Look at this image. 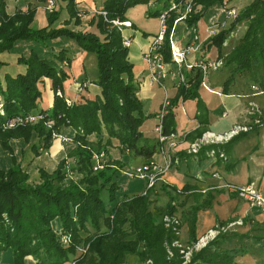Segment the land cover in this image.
Wrapping results in <instances>:
<instances>
[{
  "label": "trees",
  "instance_id": "trees-1",
  "mask_svg": "<svg viewBox=\"0 0 264 264\" xmlns=\"http://www.w3.org/2000/svg\"><path fill=\"white\" fill-rule=\"evenodd\" d=\"M148 1L102 0L98 10L104 11V16L94 12L88 22L96 28L93 32L74 28L80 23L76 8L80 0H65L67 19L61 26H52L57 13L51 12L46 14V25L38 28L30 27L35 5L7 14L5 2L0 0V53L9 51L20 40L50 46L52 39L67 37L82 50L94 54L97 75L94 97L73 100L67 105L62 82L67 77L63 68L69 64L70 57L65 49L53 50L50 46V56L45 57L31 47L26 55L17 56L15 62L22 70L14 74L1 71L4 63L0 60V146L12 156L10 166L0 169V255L4 251L11 255L6 264H25L27 256L35 264L68 261L73 264H236L234 258L239 254L248 251L264 254V224L257 222H250L245 232L218 231L194 249L197 241L195 213L209 206L206 199L181 212V221L187 226L188 245L179 243L180 223L174 230L172 225L165 226L162 217L176 213L179 198L190 186L183 185L177 190L160 184L167 201L163 207L152 209L149 208V189L138 194L121 190L117 167L122 162L108 155L112 140H116L119 153L140 157L141 162L150 160L156 152L157 140L155 135L149 138L140 130L143 120L152 114L144 113L138 98L132 77L133 64L127 47L122 45L123 27L114 25L112 20H125L127 8ZM221 1L193 0L186 27L194 29L205 9ZM163 7L161 1V9ZM160 10H148L147 15L157 17ZM241 23L242 33L224 53L226 36ZM169 33L170 29L165 32L161 45L163 60L167 63L170 62ZM202 45L213 46L216 51L213 59L221 58L220 67L213 70L223 76L221 93H228L231 87L234 91L245 88L264 92V0H250L236 12L227 28L218 29ZM43 78L50 81L53 92L51 106L47 109L37 108L38 84ZM184 79L185 84L177 83L169 99L161 120L162 133L173 131L169 128L174 115L172 110L179 100H193L194 118L205 122L197 93L202 73L191 66ZM31 114L40 117L31 124L21 122L7 128L9 119L23 120ZM251 115L256 118L250 120L245 131L256 123L264 125V110L254 108ZM64 127L72 129L70 145L64 148V155L51 171L37 167V181L30 182L29 173L13 157L9 140H20L38 156L49 149L53 138ZM196 132L200 135L202 130ZM213 146L209 148L217 151L218 145ZM100 153L107 154V160L101 161V156V168L93 169V156ZM73 173L78 177H72ZM251 240L262 241V244L255 247ZM187 247L190 252L185 260L179 250ZM81 248L83 253L73 257L76 249ZM128 256H133L135 262H128Z\"/></svg>",
  "mask_w": 264,
  "mask_h": 264
},
{
  "label": "crops",
  "instance_id": "crops-1",
  "mask_svg": "<svg viewBox=\"0 0 264 264\" xmlns=\"http://www.w3.org/2000/svg\"><path fill=\"white\" fill-rule=\"evenodd\" d=\"M33 1L36 7L31 25L36 21L39 22L37 27H42L47 23V13L43 9L44 2H38L37 0H4L5 12L10 14L16 9H24L28 3ZM249 1L222 0L221 3H214L205 9L202 17L197 22L200 25L197 26L196 24L194 29L178 24L175 33H179V38H183V41L179 40L177 43L181 48L187 47V52L191 51V55L185 57L182 68L184 75L188 73L195 59H213L216 56L213 46L207 48L202 45L209 38L206 29L210 26L216 27L217 30L227 28L232 19L225 16V10L233 8L237 12ZM56 2L58 15L52 26H61L63 20L67 19V13L64 9L65 0H56ZM101 2L102 0H80L76 6L79 11L80 23L74 28L96 32L94 25L88 22L94 12L99 9ZM154 9H161V0H150L146 4H136L127 8L124 15L125 20L129 22V27L123 28L122 31L124 36L129 37L130 40L127 50L128 58L133 64V82L137 88L138 98L142 102L144 113L152 114V131L157 122L155 114L163 96L166 95L169 100L177 86V71L170 63L167 64L168 71L165 79H163L162 86L146 84V64L141 58V51L146 46L149 37L158 30L157 17H147V11ZM141 14H143V17H141ZM148 21L153 22L152 27H149ZM69 26H72V24L69 23ZM243 28L244 26L241 23L229 32L223 43L224 53L229 51L242 33ZM50 46L53 50L65 49L66 54L70 57L69 64L63 68L67 74L62 82L63 96L76 101L92 99L97 92L94 54L82 50L73 39L67 37L52 39ZM50 46H40L31 41L23 40L15 42L9 51L0 53V60L4 63L1 71L10 74L21 71L22 66L16 64L15 58L18 55H26L31 47L39 54L49 57ZM210 48H214V55L206 57L205 52ZM222 80L221 73L209 71L207 77L201 81L197 88L198 96L202 102V114L205 119L203 123L194 118L195 105L193 100H179L177 102L176 107L172 110L174 115L169 128H172L178 134L176 148L172 151V155H175L178 161L168 170L160 171L159 177L161 180H157L154 186L148 190L151 201L159 199L161 205H163L166 203L167 197L161 190L160 184L175 187L177 190L183 185L190 186L191 189L183 192L177 202L176 213L179 216L191 204L200 203L203 199L209 201L208 207L200 208L195 213L194 225L197 241L211 229L222 228L219 231L231 229L236 232H245L250 227V222L264 224V211L259 207L249 206L242 198L237 196L234 190L239 186L252 184L264 196L263 124H253L250 130L242 131L228 141L218 144V149L214 155L207 152L209 146H202L197 153H189L188 151L190 143L198 136L197 130L219 133L231 128L233 125L247 126L250 120L256 118V116L249 113L252 107L259 111L264 110V92H252L245 88H241V91L238 89L234 91V88L231 87L228 93H221L219 90ZM80 84H83V86L78 90ZM38 88L40 99L37 108L47 109L51 106L53 97L50 81L43 78L38 84ZM157 96H160V98L156 101ZM153 104L156 105L153 106ZM59 134L53 138L48 151H42L38 156L32 155L29 146L25 150L23 158L27 157L33 169L37 170V167H42L46 171H51L56 162L64 155V148L70 145L69 138L72 129L64 127ZM154 135L153 131V137ZM90 137L93 138L92 135ZM55 141L62 149L59 152L58 150L51 151ZM116 144V140H112V147L109 148L110 157L114 154L113 152H116L118 155L112 158H117L123 164L129 165L141 162L140 157H132L128 153H119ZM218 152L222 153V157L217 155ZM150 159H153L158 165L162 162L161 157L156 152ZM138 179L124 182L122 191L128 194L143 193L145 191L144 180ZM243 220H246L245 224L242 223ZM178 239V242L182 245H188L187 226L181 220ZM251 243L255 247H260L262 241L251 240ZM10 260L11 255L7 251L1 253L0 264L9 263ZM234 260L236 264H264V254L248 251L235 256ZM25 264H35V262L27 256L25 257Z\"/></svg>",
  "mask_w": 264,
  "mask_h": 264
},
{
  "label": "built area",
  "instance_id": "built-area-1",
  "mask_svg": "<svg viewBox=\"0 0 264 264\" xmlns=\"http://www.w3.org/2000/svg\"><path fill=\"white\" fill-rule=\"evenodd\" d=\"M77 2L79 0H73ZM164 2V7L159 11L157 15L158 20V30L155 34L149 37V40L141 51V58L146 64V84L147 85H159L162 86L163 79L167 75V64H173L174 68L177 71V83L185 84L184 75L181 72V69L184 66L185 57L187 53V47L181 48L174 40L173 36L175 34V28L178 24L185 25L186 18L191 13L193 0H161ZM150 2V1H148ZM57 2L56 0H45L43 3V9L45 12L51 13L55 8ZM96 13H100L104 16V11L97 10ZM236 15V11L233 8H228L225 10V16L232 19ZM112 23L116 26H121L123 28L129 27V22L126 20L117 21L112 20ZM123 28L121 29L122 45L125 47L129 46L130 40L127 36L123 34ZM170 29L169 33V45H170V62L167 63L163 60L161 53V45L163 42L164 34L167 30ZM217 31L216 27L210 26L206 29L208 37L215 34ZM221 65V58L209 60V59H195L191 66L197 67L202 73L203 80L206 78L209 71L216 70ZM83 84L78 86V90L81 89ZM252 90H256L255 86H251ZM56 94H60L56 91ZM72 99L64 97L65 104L69 105L72 103ZM169 104V100L166 95L163 96L160 103V107L155 117L157 122L153 127L155 133V138L157 140L158 146L156 148V153L161 157V163L158 165L153 159H150L146 162H142L137 168L127 170L123 172L126 177H137L144 180V185L146 187H153L157 180H161L159 177L160 171L168 170L173 164L177 163L178 159L172 155V151L176 148V139L178 134L175 131H169L167 133H162V117L166 112V108ZM182 110V109H181ZM254 110V107L250 109L251 113ZM40 116L37 114H31L25 118H11L6 123L7 127H12L15 124L21 122H28L34 119H38ZM248 128L246 125H233L231 128L216 133L213 131H203L201 136L197 139H194L188 148L189 153H196L202 146L214 147L213 144H222L228 141L233 136L237 135L241 131H245ZM183 135V134H182ZM181 135V136H182ZM214 149H208L210 155H214ZM217 155L222 157V153L218 152ZM102 156V153L98 156H93V166L92 168H101V164L98 162L99 158ZM144 186V188L146 189ZM237 196L242 198L249 206H256L261 208L264 211V196L257 191V189L252 184H245L234 188ZM165 221V226L172 225V228L175 230V226H178L179 220L178 217L174 214L165 215L163 217ZM219 229L209 230L203 237L199 238L198 241L193 245L194 249H198L202 246L205 241L212 238L215 234L218 233ZM176 243V242H175ZM178 245V244H177ZM180 253L183 254V258L186 260L190 250L188 248L180 249Z\"/></svg>",
  "mask_w": 264,
  "mask_h": 264
},
{
  "label": "rangeland",
  "instance_id": "rangeland-1",
  "mask_svg": "<svg viewBox=\"0 0 264 264\" xmlns=\"http://www.w3.org/2000/svg\"><path fill=\"white\" fill-rule=\"evenodd\" d=\"M34 6V1L32 2V3H28L27 4V6L24 8V9H16V10H22V11H25L27 8H29V7H33ZM36 7V6H35ZM15 11V10H14ZM14 11H12V13L14 12ZM44 12H45V10H44ZM53 13H57V15H58V7H57V5L55 6V8L53 9V11H52ZM45 13H47L48 14V12H45ZM78 13H79V11H78ZM8 14V13H7ZM11 14V13H10ZM34 15H35V11H34ZM34 15H33V18H34ZM143 14H141V17H143L142 16ZM47 16V15H46ZM78 17H79V14H78ZM145 17V16H144ZM147 17H150V16H147ZM146 18V17H145ZM151 18V17H150ZM32 21H33V19H32ZM32 21H31V23H32ZM149 23V27H152L153 26V22L152 21H148ZM31 23H30V27H32V28H38L37 26L39 25V22H36L35 21V23L33 24V25H31ZM200 25V23H198L197 24V26H199ZM178 25H176V27H177ZM184 27H185V25H183ZM176 29V28H175ZM191 32V31H190ZM198 33H200V31H198ZM173 38H174V40H175V42L177 43V41H183V38H179V33H175L174 34V36H173ZM178 44V43H177ZM179 45V44H178ZM191 55V51H188L187 52V57H189ZM214 55V48H210L208 51H206L205 52V56L206 57H211V56H213ZM19 56V55H18ZM17 58V57H16ZM16 58H15V60H16ZM65 67V66H64ZM209 73V72H208ZM208 73H207V75H208ZM224 74V73H223ZM160 94V93H159ZM160 98V96H157V98H156V101L158 100ZM156 104H153V106H155ZM152 106V107H153ZM184 108H185V106H184ZM148 109V108H147ZM151 109V108H150ZM147 111H151V110H147ZM37 119H34V120H31V121H28V122H26V123H24V124H31V123H33V122H35ZM152 123H153V119L151 118V117H148V118H146V119H144L143 120V122H142V124L140 125V130L144 133V135H146L147 137H153V131H152V129H151V127H152ZM49 124V123H48ZM15 125H13L12 127H14ZM12 127H7L8 129H10V128H12ZM60 133V132H59ZM57 134V135H60V134ZM202 133V132H201ZM201 133H200V135H198L195 139H197V138H199L200 136H201ZM55 138V137H54ZM9 144H10V147H11V152H12V155H13V157L15 158V160H19V162H20V166H21V168L22 169H24L26 172H28L29 173V181L30 182H36L37 181V177H38V174H37V170H35V169H33L32 168V165L29 163V160L27 159V157H25V158H23V156H24V153H25V150L28 148V145H24V144H22V142L20 141V140H17V139H12V140H9ZM55 150H58V152L59 151H61L62 149L61 148H59V145L57 144V142L55 141V143H54V145L51 147V151H55ZM48 151V150H47ZM42 152V151H41ZM46 152V151H45ZM109 150H108V155L110 156V154H109ZM114 154L113 155H111L112 157H114V156H117L118 155V153H116V152H113ZM33 155V154H32ZM107 155V154H106ZM105 154L101 157V161H106L107 160V156H106ZM11 154H10V152L9 151H7V150H4V149H2L1 148V146H0V169H3V170H5L8 166H10V164H11ZM112 157H110V158H112ZM112 159H115V160H118L117 158H112ZM38 160V159H37ZM100 160H98V162L100 163V164H102L101 163V161ZM120 161V160H119ZM121 162V161H120ZM140 164H142V162H140V163H137V164H123L122 163V165L121 166H119V167H117V171H118V174H117V179L119 180L118 182H120V186H121V190H122V188H123V184H124V182H128V181H132V180H137V177H126L125 176V174L123 173V172H125V171H127V170H130V168H133V169H135V168H137ZM55 167V166H54ZM53 167V168H54ZM32 175L34 176L33 178H32ZM71 175V174H70ZM72 177H78V175L77 174H75V173H73V175H71ZM124 176V177H123ZM126 178V179H125ZM127 180V181H126ZM138 180H140V179H138ZM145 187H146V185H144ZM154 186V185H153ZM150 188H152V187H146V189H150ZM145 189V190H146ZM145 192V191H144ZM143 192V193H144ZM151 200V199H150ZM152 205V206H151ZM159 205H161V201L158 199V200H152L151 201V203H150V205H149V208H161V207H163V205H161V206H159ZM174 215L175 216H177L178 217V220H179V223H180V220H181V218H180V216L177 214V213H174ZM162 220H163V217H162ZM64 239V238H63ZM65 242H66V240L65 241H63V243L65 244ZM184 246V245H183ZM83 251H84V249H76V251H75V254H74V256L73 257H76V256H78V254H80V253H83ZM8 252V254H10V252L9 251H7ZM127 260H128V262H130V263H133V262H135L134 261V257L133 256H128L127 257ZM66 263H68V264H73V262L72 261H68V262H66Z\"/></svg>",
  "mask_w": 264,
  "mask_h": 264
}]
</instances>
